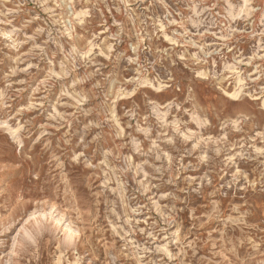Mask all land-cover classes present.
<instances>
[{
  "label": "rangeland",
  "instance_id": "rangeland-1",
  "mask_svg": "<svg viewBox=\"0 0 264 264\" xmlns=\"http://www.w3.org/2000/svg\"><path fill=\"white\" fill-rule=\"evenodd\" d=\"M0 264H264V0H0Z\"/></svg>",
  "mask_w": 264,
  "mask_h": 264
},
{
  "label": "bare ground",
  "instance_id": "bare-ground-1",
  "mask_svg": "<svg viewBox=\"0 0 264 264\" xmlns=\"http://www.w3.org/2000/svg\"><path fill=\"white\" fill-rule=\"evenodd\" d=\"M234 98H237L239 96V92H235L234 94L231 95Z\"/></svg>",
  "mask_w": 264,
  "mask_h": 264
}]
</instances>
